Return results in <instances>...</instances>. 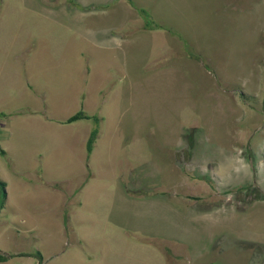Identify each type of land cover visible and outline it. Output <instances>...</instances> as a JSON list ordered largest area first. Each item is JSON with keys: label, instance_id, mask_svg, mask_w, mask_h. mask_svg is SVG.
I'll list each match as a JSON object with an SVG mask.
<instances>
[{"label": "rangeland", "instance_id": "rangeland-1", "mask_svg": "<svg viewBox=\"0 0 264 264\" xmlns=\"http://www.w3.org/2000/svg\"><path fill=\"white\" fill-rule=\"evenodd\" d=\"M71 1L0 0V264H264V0Z\"/></svg>", "mask_w": 264, "mask_h": 264}, {"label": "trees", "instance_id": "trees-1", "mask_svg": "<svg viewBox=\"0 0 264 264\" xmlns=\"http://www.w3.org/2000/svg\"><path fill=\"white\" fill-rule=\"evenodd\" d=\"M71 2H73V0ZM82 119L89 120V119H91V117L89 115H87L85 112L81 111V112H78L77 114H75L74 116L70 117L67 120V123L71 124V123H74V122L79 121V120H82ZM94 120L95 121H99L98 118H94ZM97 134H98L97 131H93V133L91 135V138L89 140L88 147H89V152L90 153L93 150V144L96 141ZM0 154L3 155V156L6 155V151L1 147V145H0ZM6 199H7L6 183L3 182L0 179V214H1L2 210L5 207ZM193 199L198 200L199 198L198 197H194ZM36 257L42 260V255H41L40 252L36 253ZM7 260H8V256L2 254L1 251H0V263L6 262Z\"/></svg>", "mask_w": 264, "mask_h": 264}, {"label": "crops", "instance_id": "crops-1", "mask_svg": "<svg viewBox=\"0 0 264 264\" xmlns=\"http://www.w3.org/2000/svg\"><path fill=\"white\" fill-rule=\"evenodd\" d=\"M71 3L73 4L74 1L71 2ZM184 196H185V198H186V197H187V198H190V197H188L187 195H184ZM189 196H191V195H189ZM133 198H135V197H133V196H131V195H126V196H125V200L127 201L128 208H129L130 210H132V211H133ZM155 202L162 203L161 201H155ZM127 220H129V217H128V216H127ZM128 226H129L130 228H133V222L128 223Z\"/></svg>", "mask_w": 264, "mask_h": 264}]
</instances>
